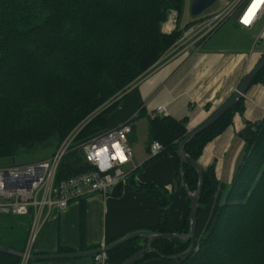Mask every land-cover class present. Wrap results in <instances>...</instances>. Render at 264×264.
<instances>
[{"label":"trees","instance_id":"trees-1","mask_svg":"<svg viewBox=\"0 0 264 264\" xmlns=\"http://www.w3.org/2000/svg\"><path fill=\"white\" fill-rule=\"evenodd\" d=\"M57 3L63 6L51 20L44 13ZM184 3L185 0H0V158L45 149L54 151L78 130L60 163L58 177L88 172L90 167L83 160L81 146L75 148L76 143L84 144L107 131L108 116L132 83L147 74L145 71L164 54L168 42L167 47L198 22L194 17L169 35L161 32L170 13L182 16ZM67 49H77V53H67ZM72 60L81 64L78 70L73 69ZM49 70L50 75L46 73ZM75 71L85 76H75ZM54 79L56 84L67 85L54 92L51 88ZM256 83L264 86V68L252 84ZM21 86L27 89L23 91ZM118 93L124 94L116 100ZM111 98L115 101L107 104ZM241 102L242 99L186 144L184 150L191 159L197 161L204 146L230 125L234 113L242 111ZM102 104L108 106L98 114ZM148 120V144L153 141L161 144L160 153L150 159L171 156L180 176L175 150L186 134V120L178 122L167 116ZM249 134L254 135L253 142ZM240 135L246 144L245 153L223 202L215 206L202 231L197 225L193 250L177 261L168 260L173 264H264V221L259 210L264 208V163L256 172L264 160V119L248 125ZM183 173L187 188L193 191L197 184L195 171L184 166ZM210 179H213L211 167L203 171L198 214L215 193ZM134 189L150 195L160 209L159 224L152 231L188 232L187 218L182 230H171L167 217L171 197L164 189L153 186ZM83 218L81 208L80 219ZM29 223L30 218L28 227ZM0 245L22 252L4 241ZM81 247L84 248L83 240ZM136 247L138 251L140 246ZM151 248L163 257H174L185 253L189 242L156 240ZM68 252L72 250H57ZM149 257L159 258L148 254L134 264ZM19 262V258L0 252V264Z\"/></svg>","mask_w":264,"mask_h":264},{"label":"crops","instance_id":"crops-1","mask_svg":"<svg viewBox=\"0 0 264 264\" xmlns=\"http://www.w3.org/2000/svg\"><path fill=\"white\" fill-rule=\"evenodd\" d=\"M233 25L236 26L234 22ZM212 38H206L199 46L177 50L167 61L133 83L108 116V130L128 124V142L131 143L138 132L136 126L142 122L147 138L145 152L148 154V119L157 106L163 107L166 116L174 121L186 120V132L202 124L231 95L261 53L249 55L251 48L241 53H227L226 47H207ZM241 108V112L232 116L230 125L204 146L196 161L203 171L212 168L213 179L209 184L215 189L211 202L198 214V228L208 223L241 163L244 140L240 133L263 116L264 86L251 84L242 98ZM137 162L140 163H133L138 168L131 178L133 184L129 178L105 198L92 194L80 202L71 203L66 210H53L37 235L32 253L53 254L58 248L86 251L134 232L153 230L159 224L160 209L150 195L136 191L134 186L164 189L171 197L167 214L170 228L173 232L182 230L186 225L189 202L180 186L174 160L171 156H163ZM81 208H84L83 220L80 219ZM142 243L143 239L138 238L106 254L108 264L121 263ZM72 263L84 264L78 260ZM137 264L173 262L149 257Z\"/></svg>","mask_w":264,"mask_h":264},{"label":"built area","instance_id":"built-area-1","mask_svg":"<svg viewBox=\"0 0 264 264\" xmlns=\"http://www.w3.org/2000/svg\"><path fill=\"white\" fill-rule=\"evenodd\" d=\"M221 7L200 22L184 31L180 42L189 37L202 41L210 37L230 19L243 30H253L264 20V0H220ZM172 13L171 17H174ZM169 17V19L171 18ZM170 22V20H168ZM171 24V23H170ZM264 40V24L253 38V48ZM261 54V53H260ZM163 107L157 106L149 118L164 117ZM78 130L72 132L54 151L48 160L37 163L0 168V215L30 218L24 253L33 254L32 246L53 210H66L73 202L89 195L108 196L112 190L124 184L136 171L129 148L128 124L109 129L81 146L82 157L90 170L69 178H59L58 171L63 157L69 152ZM161 144L153 141L148 148L149 158L156 157ZM94 264H108L105 255L92 257ZM24 264L26 260H21Z\"/></svg>","mask_w":264,"mask_h":264},{"label":"rangeland","instance_id":"rangeland-1","mask_svg":"<svg viewBox=\"0 0 264 264\" xmlns=\"http://www.w3.org/2000/svg\"><path fill=\"white\" fill-rule=\"evenodd\" d=\"M189 2H190V0H185L183 11L181 14L182 16L180 18L177 14H175L174 17H171L173 12L168 15L166 21L161 26V32L163 34L169 35L174 30H176V31L179 30L178 27L181 28L182 24H185L186 22L189 23L191 20H194L193 19L194 17H191V15L189 13ZM62 6L63 5H61L60 3H57V4H55V7L47 8L45 13H44L45 16L51 17V20H52L57 15L58 8H61ZM220 7H221V2L219 1V2L215 3L213 6H211L209 9H207L202 15L195 17V20L197 19L198 22H200L201 20L204 19L205 16H207L208 14H210L214 11H217ZM169 17H171V18L169 19ZM38 19H39V17H36V19H34V20L37 22ZM168 20H170L171 29H168V28L166 29V25L169 23ZM233 22H234V20L230 19L229 21L225 22L222 26H220V28L217 29L210 36V38L212 36H213V38L210 40V44L207 45V47H214V46L226 47L225 51L227 53H234V52L241 53V52L248 51V49H250L252 44H253V38L257 37L258 34L261 32L263 24H264V20L259 22L253 30H249V31L243 30L241 28L234 26ZM169 43L170 42H168V44L166 45L164 54L162 56H160V58L151 67H149L145 71L147 74L150 71H152L155 67L162 64L164 61H167L172 55L175 54V52L177 50L183 49L184 47L190 48L191 46H196V45L199 46L202 43V41L196 40L194 37H189L188 40L185 42H180L179 39L177 38L174 42H172V44L169 47H167L169 45ZM242 49H244V50H242ZM253 51H256V52L261 51V54H262L264 52V40H262L259 44H257L253 48ZM66 52L70 53V54H76L77 49H67ZM261 54H260V56H261ZM72 63L75 65L73 69L78 70L80 68L81 64H79V62L77 60H72ZM73 69H71V70H73ZM46 73L48 75H50L51 71L49 70ZM74 73H75V76H78V74L80 76H85L82 74V72L75 71ZM146 73H144V74H146ZM42 79L50 80V77H42ZM52 84L53 85L51 86V88L54 92H59L58 90L62 89V87H60V86L67 85L65 82H59L56 84L55 79H54ZM21 89L24 91L25 89H27V87L21 86ZM123 94H120V95H119V93L116 94V95H118V98L116 100L121 98L123 96ZM111 101H115V99L113 100V98H111L106 103L107 104L113 103ZM107 104H104V105L102 104L100 106L101 108L99 110H97L98 111L97 113L99 114L100 112H102V110L108 106ZM263 112H264V110H263ZM98 114H96V115H98ZM262 119H264V113H263L261 120L259 119V121H257L256 123H259L260 121H262ZM136 127L138 128V132L136 133L134 140L131 141V143H129V148L131 150L132 157L134 160L133 163H135V164L140 163L137 161H141V160L147 159L149 157V154H147L145 152L146 144H147V138H146V134H145L146 131L143 130L144 125L142 127V122H141ZM248 138L251 140V142H253L254 135L249 134ZM78 142L76 143L75 148H78V147L83 145V142L82 143H78ZM85 143L86 142H84V144ZM70 148H71V146H70ZM245 149H246V144L244 143V153H245ZM54 151L51 149H45L42 151H36V152L29 153V154H21V155L15 156L14 158L3 157V158H0V168H7V167H12V166H23V165H29V164L37 163L40 161L48 160L52 156ZM244 153H243V155H244ZM263 161L264 160H262L259 163V165L257 166L256 172L261 167V165L264 163ZM194 188L195 187L192 188L193 191H194ZM226 192H227V190L222 195L220 202H223ZM262 197H264V191L262 192ZM210 202H211V199H210L209 203ZM259 210H262L261 219H262V221H264V208L259 209ZM27 225H28V218H26V217H13V216H8V215H0V242L4 241L9 245H13L14 247L19 248L20 251L22 250V252H23L24 248H25L27 235H28V229H29V227ZM203 228H204V225H200L198 230L202 231ZM26 229H27V231H26ZM78 261L80 263L84 262V264H92V259L90 257L78 259ZM18 264H24V263L20 260V262ZM26 264H51V263H48V262H43V263L27 262Z\"/></svg>","mask_w":264,"mask_h":264},{"label":"water","instance_id":"water-1","mask_svg":"<svg viewBox=\"0 0 264 264\" xmlns=\"http://www.w3.org/2000/svg\"><path fill=\"white\" fill-rule=\"evenodd\" d=\"M220 0H190L189 2V13L191 17H198L202 15L207 9L213 6L215 3ZM264 68V52L261 54L253 68L241 79L238 83L234 91L231 95L218 107L216 110L200 125L195 127L194 129L186 132L183 138L178 142L175 150V154L179 161V169H180V186L186 194V197L189 202V210H188V232L186 233H157L152 230L146 231H138L124 236L123 238L107 244L105 246H101L98 248H93L86 251H72L68 253H53V254H27L24 252L14 251L6 246L0 245V252L8 255L15 256L20 260H26L27 262H48L51 264H73L72 261L93 257L95 255H106L111 253L113 250L124 246L125 244L133 241L135 239L141 238L145 240L140 246V249L133 253L130 257L125 259L119 264H134L143 256L148 254H155L159 258L170 261H177L180 258L188 255L196 243V231H197V214H198V206L199 199L203 187V170L197 164V162L191 159L185 152L184 148L188 142H190L193 138L201 134L203 131L214 125L220 118H222L229 110H231L244 96L251 84L253 83L255 77L259 74V72ZM189 166L191 167L196 175H197V184L194 191H191L187 188L184 182V173L183 167ZM162 240V241H182L189 242L188 250L180 255L174 257H163L156 250L152 249L151 246L154 241Z\"/></svg>","mask_w":264,"mask_h":264},{"label":"bare ground","instance_id":"bare-ground-1","mask_svg":"<svg viewBox=\"0 0 264 264\" xmlns=\"http://www.w3.org/2000/svg\"><path fill=\"white\" fill-rule=\"evenodd\" d=\"M171 29V24H170V22L166 25V29Z\"/></svg>","mask_w":264,"mask_h":264}]
</instances>
